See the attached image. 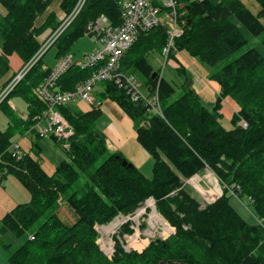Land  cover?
<instances>
[{
  "label": "trees",
  "instance_id": "1",
  "mask_svg": "<svg viewBox=\"0 0 264 264\" xmlns=\"http://www.w3.org/2000/svg\"><path fill=\"white\" fill-rule=\"evenodd\" d=\"M119 1L86 0L49 47L54 57L70 53L99 15H106L112 25L120 24ZM254 1L259 5L256 12L245 0H187L179 11L181 33L169 53L187 52L218 83L211 108L191 84L185 86L188 76L173 84L149 62L150 53H161L167 42L162 24L138 31L120 58V79L98 83V103L106 98L116 102L134 122L137 140L151 157V173L146 175L134 165H123L126 159L120 153L107 150L97 125L99 104L94 103L88 111L58 107L72 134L66 147L53 137L64 154L53 173L44 171L38 155L11 156L10 144L25 133L36 134L34 125L46 109L38 92L52 68L44 67L45 52L39 57L38 52L60 19L49 9L52 0H0V68L8 67L6 57L12 53L21 62L9 80L25 67L0 102L7 118L5 129H0V182L14 174L30 194L29 202L19 203L0 219V233L20 239L14 248L3 245L8 264H264V38L251 44L264 32V0ZM75 2L60 0L58 14L64 16ZM246 45L251 46L235 56ZM98 66L70 65L50 88L71 90ZM132 73L143 76L147 93L156 90L161 115L148 112L142 100L131 99L121 76ZM177 87L178 95L171 99ZM15 95L25 103L24 115L7 102ZM228 96L237 108L226 127L220 104ZM205 166L214 171L223 191L203 204L184 180ZM149 197L174 232L152 239L141 251H127L116 241L107 257L94 225L134 212ZM232 197L245 200L262 223H248L231 204ZM61 201L73 212L74 221L61 214ZM121 230H129L127 224Z\"/></svg>",
  "mask_w": 264,
  "mask_h": 264
},
{
  "label": "built area",
  "instance_id": "2",
  "mask_svg": "<svg viewBox=\"0 0 264 264\" xmlns=\"http://www.w3.org/2000/svg\"><path fill=\"white\" fill-rule=\"evenodd\" d=\"M85 1L86 0H76L71 10L62 16L58 25L51 31L39 49L38 57L47 51L48 48L54 44L58 36L72 23ZM186 1L187 0H120V24L112 25L104 14L99 15L96 19L91 21L87 26V33L94 37V42L97 44V47L83 54L81 57H75L72 53L60 57L52 67L46 84H43L39 89V97L47 106L41 118L38 119L34 125L36 134L39 137L52 136L62 141L63 146L66 147V139L72 134V128L62 116L58 107L64 106L68 102L75 100H82L88 104H92L94 93L99 82L114 78L120 79V76L117 75L119 73L120 58L131 46L140 29H146L159 24L166 27L168 38L161 52L166 58L170 49L173 47L174 38L181 33L179 21L181 13L179 14V11L184 7ZM166 18L169 20L167 21ZM161 19L165 20V24ZM93 64H100V66L96 67L90 77L79 82L73 89L61 91L50 88L54 85L57 77H59L70 65L91 66ZM24 70L25 67L18 72L16 80L11 83L9 88H4L2 90L0 93V102L11 90L17 80L21 78ZM121 77L124 79V83L126 84V88L132 100L140 99L148 105V112L150 111L158 115L162 114L156 91L147 93L134 74H124ZM240 123L246 126L244 121L241 120ZM9 152L11 156L17 159L22 156L23 153L19 139L10 144ZM195 176H198L197 173H195ZM198 177H195L197 184H199L198 179L200 178ZM186 179L184 180V184L188 181V183L191 182L196 187V184L192 182L191 179ZM148 200H150L153 206V199L149 197L147 201ZM203 204H206L204 200ZM130 218V215L119 213L110 223L114 224V228H118L120 225L130 220ZM257 221L262 223V220ZM95 228L98 232L97 243L103 253L110 258L113 254V247L115 245L114 243L109 244V246L107 244L103 245L101 242L99 243V225H96ZM132 228L134 229V227ZM120 242L122 244L123 240Z\"/></svg>",
  "mask_w": 264,
  "mask_h": 264
},
{
  "label": "rangeland",
  "instance_id": "3",
  "mask_svg": "<svg viewBox=\"0 0 264 264\" xmlns=\"http://www.w3.org/2000/svg\"><path fill=\"white\" fill-rule=\"evenodd\" d=\"M247 6L253 11L256 12L258 10V4L254 0H245ZM59 3L60 0H52L51 5L49 6V9H53L56 13L57 19H61L62 16L59 12ZM162 22L165 24V20L161 19ZM168 21L169 19L166 18ZM60 21V20H59ZM264 38V32L259 35L257 38L251 41L252 46H255L258 44V42ZM94 37L89 36L88 34H84L82 37H80L74 46H72L71 53L76 56H81L89 50L91 47L95 46L93 43ZM1 45H2V38L0 35V53H1ZM251 45H246L242 47L239 51L235 53V56L238 55L240 52L244 51ZM49 49V48H48ZM68 54V53H67ZM65 54V55H67ZM64 56V55H63ZM170 56V55H169ZM171 57V56H170ZM8 62V67L6 68H0V87H2L4 84H8L5 86V88H9L11 83H13L16 80V75L18 72L13 76L11 80L10 77L14 74L15 70H17L19 67V63L21 59L16 53H12L10 56L6 57ZM44 60H46L48 63L53 64L55 61L54 58V49L51 48L47 51H45L44 54ZM150 62L152 66L161 72V74L169 79L173 84H178V81L180 80V74L178 71L172 66L170 62V58H166L162 56L161 54L155 55L153 58L150 59ZM2 63V62H1ZM0 63V65H1ZM200 63V62H199ZM201 64V63H200ZM202 65V64H201ZM203 66V65H202ZM204 67V66H203ZM136 77L143 82V76L139 73H134ZM9 80V81H8ZM142 88L143 84H142ZM179 87L176 88V92L171 96V99L175 98L178 95ZM229 97V96H228ZM231 98V97H230ZM12 100V103L14 106L11 105L14 109H16L17 112H20V109L18 105H21L23 107V104L25 105L24 101L18 97V96H12L10 98ZM223 100V99H222ZM8 102V101H7ZM160 102V101H159ZM70 102H68L65 105H69ZM6 104V103H5ZM161 107V104H160ZM207 107V106H206ZM210 108V107H208ZM63 116V115H62ZM64 117V116H63ZM65 118V117H64ZM6 114L3 107H0V129H5L6 127ZM67 121V120H66ZM68 122V121H67ZM225 126L228 127L231 125L230 121L224 122ZM242 125V124H241ZM243 126V125H242ZM245 127V126H243ZM127 161V160H126ZM129 162V161H127ZM142 171L146 174L150 172V167H144ZM205 174H199L198 176H190L186 180L191 179L192 182L196 184V187L188 181L184 184L186 187H189L197 192L200 201L203 199L206 203H210L214 201L218 196L222 194V185L219 183V179L215 175L214 171L208 167H204ZM149 175V174H147ZM195 177H198L199 184L196 183ZM0 219L13 207L18 205L19 203L29 202L30 201V194L28 190L23 186V184L14 176V174L8 173L5 178L2 179L0 182ZM153 199V198H152ZM202 200V202H203ZM154 203L153 206L150 203V200H146L144 204H142L140 207L136 208L134 212L131 214L128 213L127 215H130V220L126 221L122 225H120L118 228H114L113 226L109 229L106 228V226L109 225V223L115 219V217L109 221L108 223L103 224H97L99 225V233L100 237L98 239V242L102 243L103 245L113 244L115 245V242L123 240V248L125 250H137L141 251L152 239L155 238H166L168 235L174 232V228L170 226V224L161 216V214L158 212L155 200L153 199ZM208 201V202H207ZM244 202L240 201L236 197H232L231 204L237 209V211L241 214L242 217H244L248 223L254 224L257 222L254 215L251 213L250 209L246 205V201ZM155 209V211L163 218V220L166 222L165 224L160 221H156L151 217L152 211ZM61 214L63 217H65L69 221H74V214L70 210V208L67 206L66 203L61 201L60 205ZM123 214V213H122ZM152 221V223L150 222ZM94 225V227L96 226ZM111 224V223H110ZM127 224L129 230H124L122 232L121 228H123ZM170 227V231H166L164 229V226ZM134 227V229L132 228ZM132 229V231L130 230ZM96 229V228H95ZM101 229V230H100ZM121 231V232H120ZM131 231V232H130ZM118 232V235H117ZM117 235V236H115ZM122 235V236H121ZM20 242V239H17L12 233H0V264H8L5 256V248L3 247L4 244H9L11 248H14L18 243ZM121 244V245H122ZM114 248V247H113Z\"/></svg>",
  "mask_w": 264,
  "mask_h": 264
},
{
  "label": "crops",
  "instance_id": "4",
  "mask_svg": "<svg viewBox=\"0 0 264 264\" xmlns=\"http://www.w3.org/2000/svg\"><path fill=\"white\" fill-rule=\"evenodd\" d=\"M92 41L95 46L84 52V54L94 50L97 47V44L94 42V40ZM157 54L161 53H150L148 57L149 62L150 59ZM169 55L171 57L168 56V58H170L172 66L180 74V80L178 81V83H181L184 77L188 76L190 78L189 80H191V88L197 93L202 102L207 107L211 108L216 100L219 86L216 81L211 80L207 77V69L203 67L196 58L190 56L185 51L172 50ZM81 56L79 55L76 57ZM43 61L44 67L52 68L58 61V58H55V62L53 64L48 63L46 60H44V58ZM179 68H182L183 70L180 71ZM154 70L156 69L154 68ZM95 95L96 93H94L93 103L96 105L99 104L98 108L100 110V116L98 118L97 125L104 134L107 150L110 152L120 153L127 161L132 163L141 171L144 167H150V172L146 173V175H150L152 166L151 157L137 140V133L135 131L134 122L116 102L106 98L102 99L100 103H98V98H96L97 95L96 97ZM8 102L10 105L14 106L12 100H9ZM92 105L93 104H88L87 102L82 100H75L69 103V106L73 110L80 111H88L92 108ZM18 107L20 109L19 113L24 115L25 105L23 104V107H21V105H18ZM236 108L237 103L232 98H223L220 104V120L223 125H225L224 122H228L231 120L236 111ZM18 139L21 143L22 153H27L33 157H36L35 155H38L41 167L47 174L53 173L57 164L62 159H64V154L61 148L62 145H60V143H57V141L52 136L37 137L35 133L30 132L25 133ZM200 173L205 174L206 172L203 170L199 172V174Z\"/></svg>",
  "mask_w": 264,
  "mask_h": 264
},
{
  "label": "bare ground",
  "instance_id": "5",
  "mask_svg": "<svg viewBox=\"0 0 264 264\" xmlns=\"http://www.w3.org/2000/svg\"><path fill=\"white\" fill-rule=\"evenodd\" d=\"M151 217H153L154 220L156 221H160V222H163L164 224L166 223L163 218L155 211V209L152 211L151 213ZM152 223V221H150ZM114 227V224H109L108 226H106L107 229H109L110 227ZM164 226V225H163ZM164 229H166V231H170L171 228L167 229L165 226H164Z\"/></svg>",
  "mask_w": 264,
  "mask_h": 264
},
{
  "label": "water",
  "instance_id": "6",
  "mask_svg": "<svg viewBox=\"0 0 264 264\" xmlns=\"http://www.w3.org/2000/svg\"><path fill=\"white\" fill-rule=\"evenodd\" d=\"M190 84H191V80H188L187 83L185 84V86L188 87V86H190ZM122 164L125 165V166H127L128 168H130V167L133 166L132 163L127 162L126 160H123L122 161Z\"/></svg>",
  "mask_w": 264,
  "mask_h": 264
}]
</instances>
